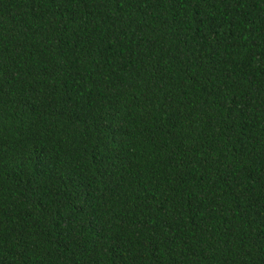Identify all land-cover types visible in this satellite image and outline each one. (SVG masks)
<instances>
[{"label":"trees","instance_id":"1","mask_svg":"<svg viewBox=\"0 0 264 264\" xmlns=\"http://www.w3.org/2000/svg\"><path fill=\"white\" fill-rule=\"evenodd\" d=\"M0 264H264V0H0Z\"/></svg>","mask_w":264,"mask_h":264}]
</instances>
